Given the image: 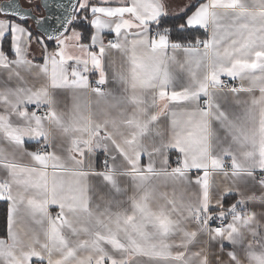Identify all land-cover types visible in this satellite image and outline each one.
<instances>
[{"label":"snow or ice","instance_id":"6c2138e0","mask_svg":"<svg viewBox=\"0 0 264 264\" xmlns=\"http://www.w3.org/2000/svg\"><path fill=\"white\" fill-rule=\"evenodd\" d=\"M0 212V264H264V0L0 3Z\"/></svg>","mask_w":264,"mask_h":264},{"label":"crops","instance_id":"0c3cea01","mask_svg":"<svg viewBox=\"0 0 264 264\" xmlns=\"http://www.w3.org/2000/svg\"><path fill=\"white\" fill-rule=\"evenodd\" d=\"M5 2H7V0H0V3H5ZM181 2H183V0H175L176 4H179ZM182 75L183 74L178 73V76L182 77ZM177 82L182 83L183 80L181 79V80H178ZM244 83L247 84V81H245ZM109 87H111L117 94L120 93V88L117 87L115 84L109 85ZM241 99L247 100L248 97L245 94H241ZM69 103H70V101H69ZM93 107L95 110V105ZM226 108L230 111V113L235 112L236 114H241V109L243 108V105H241L240 107H237L235 104L232 103V97H231V95H229L228 96V104L226 105ZM115 114L116 113L113 112V115H115ZM220 137H221V140L223 141V143L217 145V150H219V148L223 147L224 145H226L228 143V141L226 139H224V133L222 131L220 132ZM165 138H166V133H165ZM156 142L158 143L159 141L157 140ZM146 143H148L149 146H151L152 141L148 140V141H146ZM155 159H156L157 166H160V159L158 157ZM229 185H230V182L228 180H226L224 177H222V176L216 177V187L213 190V195L214 196L219 195L220 193L223 192L225 186H229ZM171 187L172 186L170 185L169 189H168L169 191H171ZM175 187H176V191H177L178 195L181 192H183L186 199H193L192 193L194 191V188H192L188 185H182V184H177ZM238 187L241 189L242 192H244L245 195L248 194V189L245 187V184L243 182H240L238 184Z\"/></svg>","mask_w":264,"mask_h":264},{"label":"trees","instance_id":"16d2710c","mask_svg":"<svg viewBox=\"0 0 264 264\" xmlns=\"http://www.w3.org/2000/svg\"><path fill=\"white\" fill-rule=\"evenodd\" d=\"M4 215L3 212H0V224L3 223Z\"/></svg>","mask_w":264,"mask_h":264},{"label":"water","instance_id":"95a60500","mask_svg":"<svg viewBox=\"0 0 264 264\" xmlns=\"http://www.w3.org/2000/svg\"><path fill=\"white\" fill-rule=\"evenodd\" d=\"M6 3V2H5Z\"/></svg>","mask_w":264,"mask_h":264}]
</instances>
